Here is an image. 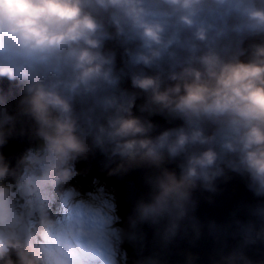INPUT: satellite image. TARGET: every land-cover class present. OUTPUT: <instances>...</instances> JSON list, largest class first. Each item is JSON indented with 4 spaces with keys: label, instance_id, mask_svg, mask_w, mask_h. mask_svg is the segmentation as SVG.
Segmentation results:
<instances>
[{
    "label": "clouds",
    "instance_id": "1",
    "mask_svg": "<svg viewBox=\"0 0 264 264\" xmlns=\"http://www.w3.org/2000/svg\"><path fill=\"white\" fill-rule=\"evenodd\" d=\"M4 80L0 148L25 123L39 147L17 161L28 174L15 192L0 153V264H84L105 242L97 198L70 184L93 147L118 158V170H157L136 212L167 219L169 236L193 190H213L228 172L264 196V0H0ZM152 116L171 126L157 131ZM45 189L64 214L39 204L31 224ZM254 211L264 217V206ZM221 264L253 262L234 249Z\"/></svg>",
    "mask_w": 264,
    "mask_h": 264
},
{
    "label": "water",
    "instance_id": "2",
    "mask_svg": "<svg viewBox=\"0 0 264 264\" xmlns=\"http://www.w3.org/2000/svg\"><path fill=\"white\" fill-rule=\"evenodd\" d=\"M9 87L6 80L0 82V90L7 91ZM9 103L14 107V101ZM150 119L157 131L171 126L160 116ZM23 127V135L18 124L16 133L0 148L14 169V175L7 178L12 181L19 175L17 161L37 141L29 125L25 123ZM118 163V158L107 150L93 147L79 162V177L84 171L85 177L91 173L106 175L116 186L122 200L129 264L146 258L153 264H221L222 257L234 249H242L253 264H264V217L254 211L264 206V196H256L245 177L228 172L214 181L213 190L200 186L194 189L187 215L179 221L175 235L169 236L167 219L142 221L136 212L139 203L150 199L151 181L157 170L147 166L118 170ZM165 166L176 169V163ZM11 258L15 260L14 255Z\"/></svg>",
    "mask_w": 264,
    "mask_h": 264
},
{
    "label": "rangeland",
    "instance_id": "3",
    "mask_svg": "<svg viewBox=\"0 0 264 264\" xmlns=\"http://www.w3.org/2000/svg\"><path fill=\"white\" fill-rule=\"evenodd\" d=\"M34 151H36L34 149ZM77 161L74 163L76 173H78ZM25 169H22V174L27 175ZM18 177V178H20ZM90 179V180H89ZM13 182L12 184H15ZM70 184L75 187L78 194L82 190L88 197L97 198V204L100 209L99 215L95 219V223L99 226L107 227L108 232L103 244H98L88 255L83 257L84 264H94V259L91 262L89 258H98L104 264H128L129 254L127 251L126 238L124 237L123 216L121 212V202L116 186L110 181H107L103 176H93L87 178L85 175L76 176L70 181ZM99 185L103 191L97 190L98 194L93 195L88 192L89 189H96ZM15 192V187L13 188ZM107 196V199L104 197ZM17 208L25 210L24 198H20L17 193ZM39 204H46L51 214L59 217L64 214V209L56 195L54 189H45L39 193L33 200V208L31 215L28 217L29 223L34 224L39 219ZM100 264V263H99Z\"/></svg>",
    "mask_w": 264,
    "mask_h": 264
},
{
    "label": "snow or ice",
    "instance_id": "4",
    "mask_svg": "<svg viewBox=\"0 0 264 264\" xmlns=\"http://www.w3.org/2000/svg\"><path fill=\"white\" fill-rule=\"evenodd\" d=\"M97 190H99V191H101V192L103 191V189H101L100 186L97 185V186H96V189H89L88 192L92 193L93 195H96V194H98ZM80 195H81V196H84L85 193L81 190V191H80ZM104 198L107 199V196H105Z\"/></svg>",
    "mask_w": 264,
    "mask_h": 264
},
{
    "label": "trees",
    "instance_id": "5",
    "mask_svg": "<svg viewBox=\"0 0 264 264\" xmlns=\"http://www.w3.org/2000/svg\"><path fill=\"white\" fill-rule=\"evenodd\" d=\"M38 147H39V145H38V142L37 143H35L33 146H32V148H34L36 151L38 150ZM34 152V151H33ZM21 168H22V166H21ZM107 181H110V179L108 178V176H103ZM90 180V179H89ZM8 183V182H7ZM14 187H15V185H14ZM121 200V199H120ZM24 203H25V199H24V201H23ZM121 202V212H122V201H120ZM25 205H26V203H25ZM27 206V205H26Z\"/></svg>",
    "mask_w": 264,
    "mask_h": 264
},
{
    "label": "bare ground",
    "instance_id": "6",
    "mask_svg": "<svg viewBox=\"0 0 264 264\" xmlns=\"http://www.w3.org/2000/svg\"><path fill=\"white\" fill-rule=\"evenodd\" d=\"M89 259H91V262H92V260L94 259V261H96V263H94V264H104L103 262H101V260L100 259H98V258H96V257H94V258H89Z\"/></svg>",
    "mask_w": 264,
    "mask_h": 264
}]
</instances>
